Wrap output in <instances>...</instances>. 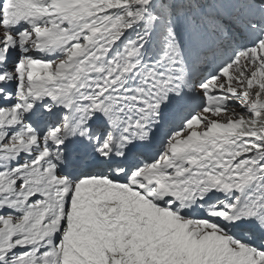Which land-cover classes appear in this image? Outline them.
I'll use <instances>...</instances> for the list:
<instances>
[{"label":"snow or ice","instance_id":"snow-or-ice-1","mask_svg":"<svg viewBox=\"0 0 264 264\" xmlns=\"http://www.w3.org/2000/svg\"><path fill=\"white\" fill-rule=\"evenodd\" d=\"M0 264H264V0H0Z\"/></svg>","mask_w":264,"mask_h":264}]
</instances>
